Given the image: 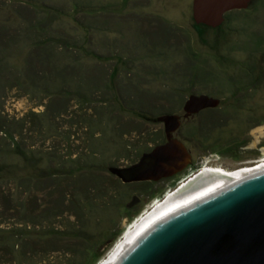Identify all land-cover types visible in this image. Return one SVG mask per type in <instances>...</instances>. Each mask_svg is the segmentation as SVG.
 <instances>
[{
	"label": "rangeland",
	"instance_id": "obj_1",
	"mask_svg": "<svg viewBox=\"0 0 264 264\" xmlns=\"http://www.w3.org/2000/svg\"><path fill=\"white\" fill-rule=\"evenodd\" d=\"M191 95L220 106L185 119ZM163 115L191 163L143 191L122 171L167 143ZM259 140L264 0L216 28L193 0H0V264H100L194 173L263 161Z\"/></svg>",
	"mask_w": 264,
	"mask_h": 264
},
{
	"label": "water",
	"instance_id": "obj_2",
	"mask_svg": "<svg viewBox=\"0 0 264 264\" xmlns=\"http://www.w3.org/2000/svg\"><path fill=\"white\" fill-rule=\"evenodd\" d=\"M253 1L193 0V18L197 25L216 28L228 12L247 9ZM219 103L207 95H191L184 105V118ZM158 121L164 124L167 143L143 156L142 161L147 158L153 165L135 180L169 177L191 163L183 144L173 138L181 126L180 117L163 115ZM207 180L184 192L211 182ZM184 185L177 186L172 193L182 191ZM114 264H264V170L232 181L168 215L137 239Z\"/></svg>",
	"mask_w": 264,
	"mask_h": 264
},
{
	"label": "bare ground",
	"instance_id": "obj_3",
	"mask_svg": "<svg viewBox=\"0 0 264 264\" xmlns=\"http://www.w3.org/2000/svg\"><path fill=\"white\" fill-rule=\"evenodd\" d=\"M212 167V166H211ZM218 168V167H217ZM264 170V160L258 164H252L250 166L241 168L237 171H227L225 169H214L213 167L202 168L199 172L194 173L183 181L181 185L186 184L187 180H191L187 185H184L177 193H169V195L161 200L152 210L142 216L134 226L127 232L123 240L115 247L114 251L100 264H114L116 260L143 234H145L152 226L160 222L168 215L192 204L202 198H205L214 192H217L230 184L232 181L239 180L240 178ZM222 174V175H221ZM214 175V176H213ZM213 176V177H208ZM202 187L195 191L185 193V190L190 189L193 184L203 183Z\"/></svg>",
	"mask_w": 264,
	"mask_h": 264
},
{
	"label": "flooded vegetation",
	"instance_id": "obj_4",
	"mask_svg": "<svg viewBox=\"0 0 264 264\" xmlns=\"http://www.w3.org/2000/svg\"><path fill=\"white\" fill-rule=\"evenodd\" d=\"M219 106H220V103H219V105L217 107L204 109V110L200 111L198 114H202V113L208 114L209 112H213L214 110L218 109ZM198 114H196V115H198ZM196 115H193V116H196ZM193 116H191V117H193ZM161 145H163V144H161ZM252 149L253 150H258L260 152H263V150H264V140L257 141V143L255 145V148L253 147ZM145 159H146L145 161H142V159H141V162L138 165H135V166L131 167L128 170L122 171L123 176H125L124 178L135 180L140 173L149 170V168L153 165V162L151 160H148L147 158H145ZM141 163L143 164V166H140ZM188 166H190V163L183 170H181L179 172H175L171 176L163 177V178H161L159 180L148 179V180H135V181L136 182H145L146 184H145V186L142 189H143V191H148L149 190V192H150V190H151L150 189L151 188L150 185H153V184L157 185V184H160L161 182H164V181H167V180H174L177 177H179L188 168ZM139 201H140V198L138 196H136L134 201H133L134 202L133 206L134 207L135 206L136 207L140 206L141 204H140Z\"/></svg>",
	"mask_w": 264,
	"mask_h": 264
},
{
	"label": "trees",
	"instance_id": "obj_5",
	"mask_svg": "<svg viewBox=\"0 0 264 264\" xmlns=\"http://www.w3.org/2000/svg\"><path fill=\"white\" fill-rule=\"evenodd\" d=\"M1 131H3V129H1Z\"/></svg>",
	"mask_w": 264,
	"mask_h": 264
}]
</instances>
